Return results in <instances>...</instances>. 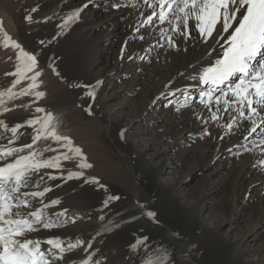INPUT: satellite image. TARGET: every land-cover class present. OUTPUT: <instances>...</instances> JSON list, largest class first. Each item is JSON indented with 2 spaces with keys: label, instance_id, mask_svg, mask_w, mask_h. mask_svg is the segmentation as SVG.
<instances>
[{
  "label": "bare ground",
  "instance_id": "obj_1",
  "mask_svg": "<svg viewBox=\"0 0 264 264\" xmlns=\"http://www.w3.org/2000/svg\"><path fill=\"white\" fill-rule=\"evenodd\" d=\"M21 3H24L26 9L24 12L20 7L19 10L24 12V14L22 13L23 15H21L20 18H17L13 14L14 11L12 12V9L22 6ZM77 10H79L78 18L73 21H68V17ZM153 10L154 9L148 7V3H146L145 0H0V28L6 31L24 50L36 55L37 67L34 71H39L41 75L37 78L39 87L34 91H42L45 93V95L39 99L32 94L17 96V98L11 100H9L7 96L2 97V99L5 100V104L0 105V108L7 107L9 111H0V120H3L8 124L9 128L14 127L17 124L22 125V127L18 129V138L13 137V133L8 129L0 128V146L23 148L26 144H32V137L36 135L35 130L39 128L40 125L36 124L29 126L26 122L28 120L45 117L47 113L50 112L47 111L49 109L45 108L43 104H45L48 99H53L57 94L63 93L67 90L72 97L71 103L73 105V110L83 111L86 116L88 115L96 120L105 133L104 146L117 150L119 156L123 159L125 172L132 183V194L135 200V204L132 206L134 209L136 208L138 210L140 209L142 212L144 211V217L141 212L142 214H139L140 216L130 219V222H135L140 218L146 219V223H148V218L151 223L156 221L154 218L149 217L147 212L152 208L153 200L166 197L169 198L168 200H171V203L168 202L170 204H161L159 206L161 211L168 213V215L171 216H177L180 211L186 209V206L190 207L189 209L192 211V216L196 217V219L190 220V217L186 223V228H190L189 230L198 233L199 237L209 236L213 239L214 244L218 248H232L235 245L234 241H229L228 237H222L218 226L215 228H205L201 222V212L207 209L205 203L206 199L215 195V193H210L209 191L212 189L211 186V189L200 191V193L195 196L194 200L191 203H188V201L184 202L181 200L176 194V191L179 188V183L181 182L163 184L160 181V177L166 171L172 170L177 166L176 163H178V160L175 162L167 158L170 152H175L178 144L188 141L186 145L192 143V146L190 145L191 147L188 149L190 156L194 154L200 159L208 160L203 166L204 170L212 168L213 159L219 154H224L231 167L228 172L216 168L213 170L214 174H225L226 177H229L230 179L232 177L235 183L234 187L241 190L250 174L256 175L258 172L262 171L258 167V162L264 159V151H262L261 147L258 145L259 140L264 138V133H261V129L257 128V132L253 133L252 136L245 140L244 137L247 135L246 130L250 129L252 126L251 121L239 120L238 113L232 109L218 112L217 115L220 116L221 119L212 120L210 118L212 112L215 111L217 107H220L221 109L223 107L222 105H217L215 103V96H219V92L214 94V99L210 107H205L204 104L200 103V93L202 91H207L208 86L203 85L198 80V77L202 75L207 68L213 66L216 60L222 57L224 48L226 47L224 40L229 33H224L217 40L209 39L208 41H205L195 29L194 22L191 21L189 29L187 30L190 35L187 36H182L179 35V33L174 32L171 24L167 21L161 23L158 18H154L151 24H144L147 16L151 14ZM156 11H158V9H156ZM29 16L31 17V20L26 19V17ZM66 22L69 24L68 27H71L69 29L66 28L65 33L61 38L59 35H56L53 30L56 25L60 24L62 26L66 24ZM165 30H167V36H165ZM180 30L185 31L182 25L180 26ZM168 37H171L175 42L174 46L169 44ZM130 47L133 50L132 52L128 51ZM116 48L122 54L121 64L117 65L118 61H116L114 63L116 67L114 68L113 73L111 72L112 75L110 74L111 76L104 77L103 75L112 60V51ZM81 50L85 51L81 52ZM153 50L158 52L155 54L156 56L152 54ZM18 54L19 50L14 49L11 46V43H9L8 47H4L3 44L0 43V92H6L9 88H12V85L17 78L16 76L8 74L15 72L18 63ZM148 61L151 70L147 83H145L146 102L150 104L153 102L152 93L154 91L165 90L168 91V93L170 92L174 96L175 103L171 109L168 106L164 108V113L166 114L165 120H170V117H177L179 120L174 124L177 133V135L175 134V140L172 143L162 146V148L156 150L153 154L154 158L159 162H157L158 166L152 167V164L149 163L150 160L144 158V177L143 152H136L137 157L140 158V164L142 165V177H139L137 176L134 165H132L131 155L134 151L129 153L130 151L128 152V149L124 150L118 146L115 137H117V131L118 133L120 132V137L124 139L126 145L131 146V143L128 141L129 135H126L125 129H131L143 118L134 117V119H131L127 124L123 123L125 124L124 126L121 125L123 128L119 127L117 129L116 123H119V118L115 122L116 114L121 115V112L124 109L130 107V104L133 105V101L129 99L130 96L123 98L124 95L117 94L113 89V85L117 81L119 75L124 74L121 71L122 65L135 68L137 63L139 64V62H142L145 63L144 67H146ZM135 69L137 70L138 66ZM33 74L34 73H28L27 75L31 76ZM31 83L32 81L30 79L22 80L21 83L17 84L12 90L19 93L22 89H26ZM90 91L95 92L94 98L88 95V92ZM82 92L84 93V97L81 95ZM83 98L90 100V102L95 105L97 113H94L92 108L91 110L88 109L89 107L87 108L86 103H84L85 99ZM121 99V102L116 101ZM182 100L189 101L187 107L179 108ZM114 101L117 102V104L112 103L114 105L111 107L110 103ZM108 102H110V107L108 106ZM156 104L158 105L160 102L156 100ZM137 105L138 108L142 107L140 103ZM37 107L43 108L45 111L36 112ZM178 108L179 111L177 110ZM245 111L247 113V109ZM138 114H140L139 110ZM63 115L64 112H59V114L53 115L56 118L53 121V124L56 127L57 132L59 129L58 122ZM232 117L238 118L241 127L237 128L234 126L232 132H228L227 124L232 122ZM201 130H204V141L197 139L200 137L199 135L202 134ZM205 132L208 134H205ZM58 134L60 133L58 132ZM67 137L70 136L68 135ZM61 144H63V141L57 142L51 137L47 139L42 138L33 144L32 149L23 148L22 152L16 154L27 155L30 151H40L44 148L50 147L51 149H54V151L44 152L42 159H50L64 152H68V155L73 157L69 160H61V167L59 169H41L39 173L33 175H36L38 179L43 177L41 180L44 182V187L41 186L39 188L35 182H30L28 187L22 189L23 192L43 191L45 188H49L50 191H47L43 197H27V199L32 201V208L25 209V211L30 212L33 209L43 208L44 204L51 205L52 200H59L60 203L63 201L75 202L80 200L82 195H88L93 203H98L97 206H93L88 214L96 218L97 226L101 225L99 227L101 233H108L111 229L110 227H114L117 224L122 227V230L126 229L124 222H118V219L121 215L123 216L126 211H129L132 208H128V210L121 213L118 212L119 214L110 217L108 216L109 213L106 214L102 210L101 205H99V202L101 203L107 200L110 191L114 190L109 183L110 180L108 181L102 177L104 174H107L105 170L101 169L102 167H98L99 165L92 164L91 161L84 156V161L92 166L87 168L79 167L81 157L73 156V153L69 152L67 148L61 147ZM111 150L109 151L111 152ZM15 158L16 156L14 155L7 160H0V165L11 162ZM194 172L195 170H192L193 175ZM69 173H83V175L69 178ZM97 173H102V176H99ZM49 176H54L55 179H49ZM93 179L96 182H93ZM56 187L68 188L70 191L69 195L58 196L52 200H49L50 198L47 199L49 194L54 191L53 189ZM143 197H146V199H148L147 202L150 203L147 207L141 206V203L144 202L142 200H145ZM239 203L243 205L240 210L236 209ZM246 204L247 202H245L242 195L241 199L236 197L233 204L228 207L233 216V218L230 217L231 219L227 221L230 224L229 229H233L234 225L236 226L238 218H244L245 216L246 218L248 217L247 212L243 210ZM52 206L55 205H51L50 207ZM56 206L58 205L56 204ZM255 206L258 209L263 208L264 210V199H261V197L258 198ZM50 207L47 209H50ZM263 214L261 215V220L259 219L260 221L257 222L256 227L252 229L247 227V230L245 229L247 233L244 235L242 234L245 238L246 247L244 245H239L241 247H235L230 254H228V252L227 254L222 252V254L217 253V255H211L212 253L210 254V251H208L206 247L207 243L202 241L203 244L200 245L201 248L199 249L202 250L201 254L189 251L187 253L188 255H185L186 258H183L175 251L176 247L174 243H185L188 247L190 239L183 234H175L172 229L167 226H163L167 235L154 240L151 245H159L160 247L161 244L163 245V243H166L171 246V253L170 255L168 254L169 258L166 264H181L187 259L193 264H254L255 260L264 264V255H262L264 249L260 253L258 250L254 251L247 248V246L256 238L258 231L264 228ZM48 220L61 225L68 224L67 218L63 219L59 216L54 218L50 217ZM79 223H81V221ZM105 228H107V230H105ZM63 229L56 227L51 228L50 231L49 229L39 228L37 232L30 233L29 236L33 239H40L41 241L50 237H59L64 241V247H67L69 243H74L75 239L83 238L86 234H89L86 232L87 229L85 227L81 229V231H69L68 228V230ZM82 240L84 241V239ZM132 246L133 245H131V247ZM48 247L50 246L42 244V248L46 249ZM57 255H59L58 252ZM49 258L54 259L52 256ZM89 258V264H96L98 262V255L90 254L83 258L78 257L71 261L54 259V264H82V261Z\"/></svg>",
  "mask_w": 264,
  "mask_h": 264
},
{
  "label": "rangeland",
  "instance_id": "obj_2",
  "mask_svg": "<svg viewBox=\"0 0 264 264\" xmlns=\"http://www.w3.org/2000/svg\"><path fill=\"white\" fill-rule=\"evenodd\" d=\"M21 4L22 6L15 7L12 9V12L14 11L13 14L17 18H20L21 15L24 14L25 9H26L24 7V3H21ZM20 7H21V10L24 12H21V10H19ZM65 25L66 24L62 26L60 24L56 25L55 29L53 30L54 33H56V35H59L60 37L63 36L66 28L69 29L71 27V26L68 27L69 24H67L66 26ZM114 50L112 51V54H111L112 60L106 72L103 75L104 77L112 75L114 68L116 67V65L114 64L116 61H118L117 65L121 64L120 62L122 61V54L117 50V48ZM155 50H153L154 52L152 51L153 55L158 53ZM83 51L81 50V52ZM128 51L132 52L133 50L130 47ZM149 61L146 64V67H144L145 63H142V62H139V64L137 63V66H138L137 70L135 69L137 68V66H135V68L134 67L130 68V66L125 67V65H122L121 71L124 74L119 75L117 81L114 84L115 86L113 85V89L117 94L124 95L123 98H125L126 96L128 97L130 96L129 99L133 101V105L130 104V107L124 109L123 110L124 112L122 111L123 113L121 112V115L116 114L115 122L119 118V123H116L117 129L119 127L124 126L125 124L123 123L127 124V122H129L131 119H134V117L143 118L142 120H139V122L135 126H133L131 129H125L126 135L127 136L129 135L128 141L129 143H131V146L126 145V143L124 142V139L120 137V132L118 133L117 131V137H115L116 143L118 144V146H120L124 150L128 149V152L130 151L129 153H132L134 151L131 155L132 165H134L137 176L139 177H142V171H141L142 165L140 164V161H139L140 158L137 157L136 152L137 151L141 153L143 152L142 156H143V169H144L143 177H144V172H145L144 158L150 160L149 163L152 164V167L158 166L159 162L156 158H154L153 154L156 150L162 148V146L172 143L175 140L174 138L176 137L177 133H176V128L174 124H176L179 120L177 119V117H170V120L168 121L165 120L166 114L164 113V108L168 106L171 109V107L175 103L174 98H173L174 96L170 92L168 93V91H165V90L164 91L163 90L154 91L152 93L153 102L151 104L146 102L145 83H147V80L150 76V70H151ZM155 62L157 63L156 59H155ZM81 95L84 97L83 92L81 93ZM156 100L159 101L160 104L157 105ZM116 101L121 102L122 99L116 100ZM71 102H72V97L70 96L69 92L65 90L63 93L57 94L55 98L48 99V101L45 103L47 105L43 104V106L49 109L47 111L52 113L53 115L59 114V112H64L63 117L58 122V127H59L58 132L62 136L69 135L71 140L73 141L74 146L79 147L81 149L83 156L87 158L89 161H91L92 164L97 165V166L99 165L98 167L100 168L102 167L101 169H104L105 172L107 173V174H104L103 176H102V173H97L99 174V176H102L104 179H107L108 181L110 180L109 183L114 189L113 191L112 190L110 191V195L108 196L107 200L101 203L99 202V205H101L102 210L106 214L109 213L108 216L112 217L125 210H128V208H132V209L129 211H126L124 215L123 216L121 215V217L118 219V222L122 221L124 222V226L125 225L128 226V227L125 226L126 229L122 230V227H120L117 224L114 227H110L111 228L110 231L105 234L101 233V230L99 229L101 225L97 226V221L95 220L96 218L88 214L90 210L93 208V206H97L98 204V203L97 204L93 203L92 199L88 195H82V198L75 202H72V201L64 202L63 201L57 204L58 206L55 205V206L50 207V209H46L47 219H49L50 217L54 218L57 216L63 219L64 218L68 219V224H64L60 226L61 229L64 228L63 230H65L68 228L69 231H81V229L85 227L87 229L86 232L89 233V234H86V236L83 238L75 239L74 243H76L77 240H80L83 243L80 244L79 247L65 253L64 258H63L65 261H71V260L77 259L78 257L83 258L84 256H88L90 254L91 255L97 254L98 262L96 264H144L145 260L148 257L155 258L156 256L163 257L165 254L170 255L171 246L167 245L166 243H163V245L161 244L160 247L159 245H157L158 247L156 245H153V246L151 245L154 240L160 239L167 235L163 226L169 227L170 229H172V231L175 234H181V235L183 234L184 236L190 239L189 242L187 241L189 243L188 247L187 245H185V243H181V244L178 242L174 243L176 247L175 251L178 252V254L183 258H186V256L188 255L187 253L189 251H191L192 253L196 252V253L201 254L202 250H199V249L201 248L200 245L203 244L202 241L207 243L206 247L208 251H210V254L212 253L211 255L213 254L217 255V253L222 254V252H224L225 254H227L228 252V254H230V252H232V250L235 247L237 248V246L239 245L245 246V238L243 237V235L247 233L245 229L247 230V227L249 229L256 227L257 222L261 220L262 218L261 215L264 213L263 208L258 209L255 206V203L257 202L258 198L261 197V199H264V165L259 164L258 167L262 171L258 172L256 175L250 174L248 178L246 179L242 189L240 190L234 187L235 183L231 176H230L231 177L230 179L229 177H226L225 174L224 175L223 174L216 175V173L214 174L213 170H215L216 168H218L219 170H224V171L226 170L228 172L229 168L231 167L227 161V158H225L224 154H219L217 157H215L213 159L212 168L207 169V170H204L203 166L205 165V163H207L208 160L200 159L197 155H194V154L191 156L189 155L188 149L192 146L191 145L192 143H190L189 145H186L188 141H184L178 144L176 151L170 152V154L167 156L168 159L173 160L175 162H177L178 160V163H176L177 166L174 169L166 171L165 173L162 174V176L160 177L161 183L174 184L177 182H181L179 183V188L176 191V194L178 195L179 198H181V200H183L184 202L188 201V203H191L194 200L195 196H197L198 193H200V191L208 190V189H211L212 187V189L209 191L210 193L212 192L215 193V195L211 198L209 197L208 199H206L205 203L207 205V209L201 212V219H202L201 222L205 226V228H209V227L215 228L216 226H218L219 232L222 235V237L224 238L228 237L229 241H234L235 245L232 248H226V247L224 249L218 248L214 244L213 239H211L209 236L199 237L198 233H195L193 230H189L190 228H186L185 227L187 225L186 223L190 217H191L190 220L196 219V217L192 216V211L189 209L190 207L186 206L185 207L186 209H184L185 212L180 211L179 215L177 216H171V215H168V213H164L163 211H161L159 207L161 204L171 203V200H168L169 198H166V197L153 200V203H152L153 205L150 211L153 209L151 212L155 213L154 219L156 221H153L151 223L150 219L148 218V223H146L145 222L146 219L140 218L136 220L135 222H130V219L140 216L139 214L143 213V217H144V211L142 212L140 209L139 210L136 208L134 209L133 207L135 204V200L132 194L133 192L132 183L130 182V179H128L127 174L125 172L123 159L121 156H119V153L117 150L104 146L105 133L103 131V128L99 125V123L93 118H91L90 116L88 115L86 116L83 113V111L81 112L78 110H73V105ZM117 102L115 101L111 103L108 102V106L111 104V107H112V105L117 104ZM84 103H86L87 108L89 107L88 109L91 110L92 108V111L94 113H97V109L95 105L91 103L90 100L85 99ZM139 103L142 105V107L140 108H138V105H137ZM182 103H184L183 100L181 101V104ZM133 107L136 108L137 110L134 109ZM138 110L140 114H138ZM201 131H202L201 132L202 134L200 133L201 135H199L200 137H198L197 139L200 141H204V136H203L204 130H201ZM108 149L109 150L112 149L111 152ZM102 161L103 162L105 161V162L103 163ZM192 170H195L194 175L192 174ZM30 180H31L30 182H35V184L39 188L41 186L44 187L43 180L38 179L36 175L32 176ZM53 190L54 191H52L49 194L47 199L50 198L49 200H52L58 196H67L70 193L69 189L65 187H56ZM242 195L245 199V202H247L243 210L247 212L248 217L246 218L245 216L244 218L240 217L241 219L238 218L236 222V226L234 225L233 229H229L230 224L227 221L233 218V216H232V213L229 211L228 207L233 204V201L236 199V197H239L241 199ZM143 199L145 200H142L144 202L141 203L142 204L141 206L147 207L148 204L150 203L147 202L148 199H146V197H143ZM144 204L145 205L147 204V205L145 206ZM237 206L239 208L237 207L236 209L240 210L243 205L239 203V205ZM157 210L159 213L157 212ZM59 213H63V215H59ZM78 221L79 222L81 221L82 224L79 223ZM49 230L51 231V229ZM82 239H84V241ZM138 240H143V243L137 245ZM131 245H136V247H133V246L131 247ZM248 246L247 248H250V250H254V251L258 250L260 253L262 252V250L264 249L263 248L264 247V228L258 231L256 238ZM70 253L72 256L70 255ZM262 255H264V252H262ZM181 264H193V263L189 259H187V260H184ZM254 264H261V262H257L255 260Z\"/></svg>",
  "mask_w": 264,
  "mask_h": 264
},
{
  "label": "snow or ice",
  "instance_id": "obj_3",
  "mask_svg": "<svg viewBox=\"0 0 264 264\" xmlns=\"http://www.w3.org/2000/svg\"><path fill=\"white\" fill-rule=\"evenodd\" d=\"M145 2L154 10L147 16L144 24H151L154 18H158L161 23L167 21L171 24L174 32L187 36L190 35L187 30L191 21L205 41L217 40L224 33H229L224 40L226 47L222 57L198 77L203 85L208 86L207 91L200 93V103L210 107L214 94L219 92L220 95L215 96V103L223 107L222 109L217 107L212 112L210 117L212 120L221 119L217 115L218 112L232 109L238 113L239 120L251 121L252 126L246 130L245 140L256 133L257 128L264 133V0H145ZM78 16L79 10L69 16L68 21H73ZM26 19L31 20V17ZM181 25L185 31L180 30ZM168 42L172 46L175 44L171 37H168ZM0 43L4 47H8L11 43L14 49L19 50L16 70L8 74L17 78L12 88L0 92V105L5 104V100L2 99L4 96L9 100L29 94L35 95L37 99L42 98L44 92L34 91L39 87L37 78L41 75L39 71H34L37 67L36 55L24 50L2 28H0ZM28 73L34 74L28 76ZM25 79H30L32 83L19 93L14 92L12 89ZM222 85L224 87H221ZM88 95L94 98L95 92L90 91ZM188 103L189 101L185 100L179 108L187 107ZM0 111L8 112L9 109L2 107ZM44 111L43 108H36V112ZM238 118L232 117V122L227 124L228 132H232L234 126L241 127ZM55 119L52 113H47L43 118L28 120L26 123L29 126L39 124L40 127L35 130L33 143L26 144L23 148L32 149L33 144L40 139L51 137L57 142L63 141L61 147L67 148L73 156L81 157L79 167H91L92 165L84 161L81 149L73 145L71 138L58 134L53 124ZM21 127L22 125L17 124L9 128L8 124L0 120V128L8 129L15 138H18V129ZM258 146L264 151V138L259 140ZM23 148L0 146V160L16 156L11 162L0 165V264H54V259H63L64 253L79 247L83 242L77 240L76 243H69L64 247V241L59 237H50L43 241L31 238L29 234L37 232L39 228L51 229L62 226L48 220L44 211L51 205L59 204L60 201L52 200L51 205L44 204L43 208L25 211L32 208V201L27 197H43L50 189L33 192H23L22 189L29 186L31 177L41 169H59L61 160H69L73 157L69 156L68 152H64L50 159H42L44 152L54 151L50 147L40 151H30L27 155H16L22 152ZM258 163L264 165V159ZM80 175L83 173H69V178ZM49 179L55 177L49 176ZM93 182L96 181L93 179ZM147 215L155 217V213L151 211L147 212ZM142 243L143 240L137 241V244ZM42 244L50 247L42 248ZM50 256L54 259H50ZM168 258L167 254L163 257H148L144 264H166ZM89 261L90 258L85 259L82 264H89Z\"/></svg>",
  "mask_w": 264,
  "mask_h": 264
}]
</instances>
